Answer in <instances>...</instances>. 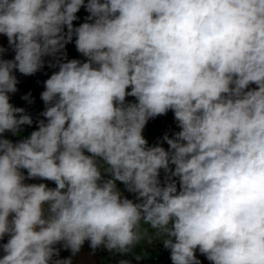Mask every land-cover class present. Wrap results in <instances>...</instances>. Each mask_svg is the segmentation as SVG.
I'll use <instances>...</instances> for the list:
<instances>
[{"label":"clouds","instance_id":"1","mask_svg":"<svg viewBox=\"0 0 264 264\" xmlns=\"http://www.w3.org/2000/svg\"><path fill=\"white\" fill-rule=\"evenodd\" d=\"M81 7L89 22L74 27ZM0 34L15 52L0 58V264L153 240L172 264H201L197 250L264 264V0H0ZM73 36L86 62L62 61ZM45 57L59 68L46 122L13 143L3 134L33 123L10 103L14 70L34 75ZM169 111L180 131L148 146L146 124Z\"/></svg>","mask_w":264,"mask_h":264},{"label":"trees","instance_id":"2","mask_svg":"<svg viewBox=\"0 0 264 264\" xmlns=\"http://www.w3.org/2000/svg\"><path fill=\"white\" fill-rule=\"evenodd\" d=\"M87 3V0H85ZM90 14L86 11L84 7L76 13L77 19L73 21V26L78 27L84 22H89L87 17ZM65 32L67 29L65 28ZM0 47L6 49V51L0 56L4 60L14 59L15 52L8 43L6 36L0 34ZM64 56L61 57L62 61L66 62L67 60L76 59L81 63L87 61V57L79 53L75 46V36H73L72 41L65 45L63 49ZM50 62L55 64L56 61L52 57H45V63L43 68H41L34 75L25 76L19 73L18 70H14V75L17 77V91L15 93H10V103L15 107H20L25 110V112L30 115L33 123L31 125H22L20 129L25 131H34L38 129V123L41 120L46 118L42 113L46 109V105L41 99V93L45 90L44 82L54 73L59 70L58 65L55 67L49 66ZM257 86L252 84L249 86L250 89H254ZM130 90V89H129ZM27 97V99H25ZM127 102H135L134 97H127ZM180 131V128L177 125V122L174 119V113L169 111L166 115L157 116L156 118L150 119L146 124L143 132L147 134H152L161 140V146L166 150L169 148L167 143L163 140L165 134L169 138L173 137L176 132ZM10 132L4 133L3 138L6 137ZM174 170V166H172ZM25 176H27V171L24 170ZM167 174L161 170L160 172V181L167 179ZM177 182L179 188L178 178H173ZM25 183H36L39 184L38 178L35 179H26ZM164 184V183H163ZM162 184V185H163ZM117 188L120 191L123 197L133 200L134 202H139L136 199L135 193L124 194L128 192L126 187L119 181H117ZM8 236H5L3 240H0V244L6 243ZM56 247L59 250V255L54 256L53 260L56 259H72V264H120L121 261H128L129 264H172L170 258V250L166 249L164 245H160L158 250H154L153 256L149 259L136 258L133 254L127 256L125 254H120L117 252H109L104 247L97 248L95 252L90 247V243L85 241L81 250L76 255H73L70 249H66L63 245V242L56 244ZM3 252L0 250V257H2ZM196 257L200 260L201 264H211L207 260L206 256L196 251Z\"/></svg>","mask_w":264,"mask_h":264},{"label":"rangeland","instance_id":"3","mask_svg":"<svg viewBox=\"0 0 264 264\" xmlns=\"http://www.w3.org/2000/svg\"><path fill=\"white\" fill-rule=\"evenodd\" d=\"M31 134V131H25L22 129H19V134L18 135H13L11 132L6 135L5 139L11 140L13 143L18 142L19 140H22L24 138L29 137ZM144 138L148 142V146H154L156 145V141L152 140L147 133H142ZM146 227V226H145ZM163 242L161 240H153L151 244L142 241L140 244L136 245L131 252L126 253L125 255L129 256L131 254L134 255V257H139L143 259H149L153 256V251L158 250L159 246L162 245Z\"/></svg>","mask_w":264,"mask_h":264},{"label":"built area","instance_id":"4","mask_svg":"<svg viewBox=\"0 0 264 264\" xmlns=\"http://www.w3.org/2000/svg\"><path fill=\"white\" fill-rule=\"evenodd\" d=\"M153 138L156 141V145H160L161 146L160 138H158V137H156L154 135H153ZM156 145H154V146H156ZM38 180H39V183H45L50 188H55L56 187V185H55V183L53 181L44 180V179H40V178H38Z\"/></svg>","mask_w":264,"mask_h":264},{"label":"water","instance_id":"5","mask_svg":"<svg viewBox=\"0 0 264 264\" xmlns=\"http://www.w3.org/2000/svg\"><path fill=\"white\" fill-rule=\"evenodd\" d=\"M166 180H167V179L162 180V181H161V184L165 183ZM129 193H132V192H129V191H128V192H125L124 194H129Z\"/></svg>","mask_w":264,"mask_h":264},{"label":"crops","instance_id":"6","mask_svg":"<svg viewBox=\"0 0 264 264\" xmlns=\"http://www.w3.org/2000/svg\"><path fill=\"white\" fill-rule=\"evenodd\" d=\"M147 135H149V136H150V138H151L152 140H154V138H153V135H152V134H147Z\"/></svg>","mask_w":264,"mask_h":264}]
</instances>
